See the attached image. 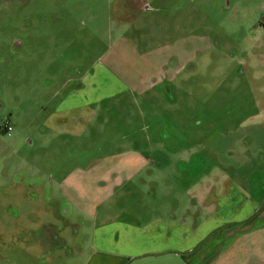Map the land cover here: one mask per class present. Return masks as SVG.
<instances>
[{"label":"crops","instance_id":"crops-1","mask_svg":"<svg viewBox=\"0 0 264 264\" xmlns=\"http://www.w3.org/2000/svg\"><path fill=\"white\" fill-rule=\"evenodd\" d=\"M14 4L15 30L0 33V39L9 40L4 43L6 48L0 47V119H5L2 117L5 114L13 119L9 122L13 129L10 134L5 133L0 123V198L8 200H2L0 206L11 207L10 200L33 199L42 183L32 169V163L36 162L23 161L19 156L18 133L22 130L16 116L22 105V82H32L33 88L46 87L47 92L52 89L47 101L60 104L43 121L42 127L34 124L38 114L32 115V106H26L28 116L36 117L33 121L29 119L22 132L37 130V139L46 138L45 148L49 152H63V159L56 164L61 171L56 182L61 185L69 209L65 211L66 216L71 212V205L81 209V199L90 196L121 191L132 196L140 194L139 190L142 198L147 196L143 186L133 188V183L158 181L149 175L148 158L154 148H165L163 139L167 132L162 120L167 115L156 112V104L161 100L167 105L177 103L167 98L166 93L182 70L176 37L191 30L198 0H16ZM239 28L233 26L229 32ZM105 35L111 42L101 54L95 41ZM81 39L88 40L85 46L81 47ZM166 39L171 41L168 43ZM7 68L11 74H6ZM136 102L142 107L135 109ZM107 104L116 110L107 111ZM99 118L103 119L102 126L113 134L110 147L122 151L108 158L114 163L111 170L100 169L96 164L94 173L86 174L81 171V150L95 144L101 130L87 133L89 128L85 124L95 125ZM173 118L177 124L170 125L173 130L168 134L181 135L176 127L187 129L188 124L182 122L179 113ZM93 131L98 132L96 136ZM74 151L78 152L76 162L70 164L68 157ZM47 165L55 166L49 160ZM212 187V184L205 187L200 196L196 194L199 200L192 193L186 194L190 201L197 200L190 202L189 209L195 203L191 211L188 208L186 212L165 210L159 204L158 216H153L152 208L146 205L142 213L146 219L142 224L105 217L95 230H108L97 232L91 249L86 250L78 243L72 252L63 239L59 244L47 240L41 250L48 256L25 254L26 262L60 264L59 252H62L75 257L76 264H125L131 256L135 257L129 264L138 259L160 261L177 257H186L189 264H264V198L254 200L231 187L218 197L217 203L210 205L207 200ZM167 196H173L171 206L178 205L176 194ZM48 198L44 204L46 211L57 215L60 210L57 206L62 203L57 198ZM54 206L56 211L52 209ZM260 206L261 210L254 215ZM63 220L76 230V225ZM183 229L190 234L197 232L185 244L182 243ZM138 241L142 249L133 254L117 251L135 246ZM8 244L4 242L2 246ZM17 244L31 253L37 243L23 240L13 246ZM20 258L0 255V264H22Z\"/></svg>","mask_w":264,"mask_h":264},{"label":"rangeland","instance_id":"rangeland-1","mask_svg":"<svg viewBox=\"0 0 264 264\" xmlns=\"http://www.w3.org/2000/svg\"><path fill=\"white\" fill-rule=\"evenodd\" d=\"M14 2L16 0H0V33H13L15 30ZM197 5L191 30L176 37L177 49L181 52L178 58L181 60L182 70L177 82L172 84L166 93L167 98L171 97L177 103L167 105L161 100L159 105L156 104V112L167 115L166 120H162L167 132V136L162 138L165 148H154L148 158L149 175L158 181L133 183V188L144 187L142 189L147 193L144 198L140 195V190V194L132 196H126L124 191L113 195L108 192L100 197L90 196L81 199V209L77 205H69L71 212L66 216L65 211L69 209L61 185L56 182L61 176L56 164L63 159V152H49L45 148L48 144L46 138L37 139V130L35 133L22 132L29 119L32 118L33 121L36 117L28 116L26 106H32V115L38 114L34 124L42 127L43 121H47L60 104L47 101L52 89L47 92L46 87L33 88L30 85L32 82H22V105L19 115L16 116L22 130L18 133L19 156L23 161L36 162L32 163V169L37 172L42 183L38 185L36 197L33 199L10 200L11 207L0 206V255L21 256L22 264H28L25 254L48 256L41 250L42 243L54 240L55 244H59L61 239L71 251L78 243L89 250L97 232L108 230H95L105 217H117L116 219L123 223L130 224L132 220L133 223L142 224L146 219L142 218L145 206L152 208L150 213L154 216L158 213L159 204L165 210L171 208L176 212H186L190 202L197 201L195 198L190 201L186 194L192 193L193 197L198 199L202 190H206L205 187L211 184L213 187L209 188L207 200L210 205L217 203L218 197L230 191L231 187L241 190L254 200L264 198V0H198ZM233 26L240 28L229 32ZM6 41L9 40L0 39V47L6 48ZM90 41L93 47V41ZM166 41L169 43L171 40ZM85 42L88 40L81 39V47L86 45ZM110 42L106 35L96 40L99 53L102 54ZM11 73L7 68L6 74ZM133 105L135 109L141 106L139 102ZM106 109L116 110L111 104H107ZM175 113H179L183 117L182 122L188 124L187 129L184 126L176 127L178 133H181L176 136L168 134L169 130H173L170 125L177 124V121L173 120ZM2 117L5 119H0L1 125L13 121L7 114ZM101 121L103 119L99 118L95 125L85 124L89 128L87 133L101 130L95 144L86 145L84 147L90 148L81 150V171H86V174L94 173L93 165L96 164L100 169L106 167L111 170L114 163L108 158L122 151L110 147L113 134L102 126ZM95 131L94 136L98 133H94ZM94 141L95 139L88 144ZM96 147L102 150H96ZM77 153L70 152V164L75 160ZM48 160L55 166L49 167ZM53 172H56L54 176ZM50 177L51 181L48 182ZM168 194L177 195L178 205H170L174 200L173 196H167ZM48 197L57 198L62 203L57 206L60 209L57 215L50 210L46 211L44 204ZM2 200L0 198V202ZM57 207L52 209L56 211ZM194 208L195 203L188 210ZM64 218L76 225V230L67 225ZM149 218L150 216H147V219ZM47 223L53 226H44ZM196 233L190 234L184 230L182 243H188V239L193 238ZM23 240L37 243L36 250L30 253L18 244L13 246L17 241ZM4 242L10 244L3 247ZM136 243L135 246L117 251L124 255H129V252L133 254L135 250L142 249L141 241ZM59 253L60 264H76L75 257ZM134 257L131 256L127 262ZM177 258L159 259L160 261L138 259L132 264H189L184 259L186 257Z\"/></svg>","mask_w":264,"mask_h":264},{"label":"built area","instance_id":"built-area-1","mask_svg":"<svg viewBox=\"0 0 264 264\" xmlns=\"http://www.w3.org/2000/svg\"><path fill=\"white\" fill-rule=\"evenodd\" d=\"M2 129L5 131V133L10 134L12 129V126H10V124L8 122H4L2 125Z\"/></svg>","mask_w":264,"mask_h":264},{"label":"water","instance_id":"water-1","mask_svg":"<svg viewBox=\"0 0 264 264\" xmlns=\"http://www.w3.org/2000/svg\"><path fill=\"white\" fill-rule=\"evenodd\" d=\"M261 208H262V206H260V207L256 210V212H255L254 215H256V214L261 210ZM132 260H133V259H132ZM132 260H130L129 262H131ZM129 262H127V264H129Z\"/></svg>","mask_w":264,"mask_h":264}]
</instances>
